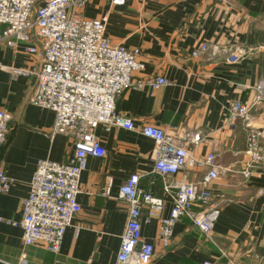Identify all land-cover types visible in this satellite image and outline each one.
Instances as JSON below:
<instances>
[{"label": "crops", "instance_id": "obj_1", "mask_svg": "<svg viewBox=\"0 0 264 264\" xmlns=\"http://www.w3.org/2000/svg\"><path fill=\"white\" fill-rule=\"evenodd\" d=\"M112 6L107 0H87L81 14L106 16L105 36L139 52L144 68L134 79L158 74L172 81L151 90L127 88L116 98V109L136 126L150 123L170 133L172 129L199 132L203 140L186 143L195 160L175 175L154 174V141L137 130L113 127L95 129L105 155L88 157L79 182L80 211L62 238L57 252L38 244L25 245L22 229L5 220L20 218V204L38 160L67 162L72 143L51 134L54 112L29 102L35 78L16 76L0 68V109L10 115L9 130L0 148V168L11 180L0 193V261L6 264H115L128 205L116 198L121 183L139 174L140 185L151 189L152 208L141 204V237L154 246L149 264H264V172H245L244 121H229L233 100L250 104L264 87V0H126ZM3 26L0 25V29ZM233 45L245 54L233 61L222 55L191 56L200 43ZM0 44V65L31 68L38 56ZM262 82V83H261ZM261 83V84H260ZM250 125L262 132L264 102L253 106ZM213 152L219 166L227 168L213 183L211 206L218 209L211 236L198 231L189 218L172 228L167 248L158 241L160 219L169 215L174 187L163 181L197 182L205 169L200 159ZM108 194L105 195V190Z\"/></svg>", "mask_w": 264, "mask_h": 264}, {"label": "built area", "instance_id": "obj_2", "mask_svg": "<svg viewBox=\"0 0 264 264\" xmlns=\"http://www.w3.org/2000/svg\"><path fill=\"white\" fill-rule=\"evenodd\" d=\"M87 0H0V44L15 48L25 43L28 54L38 61L28 69L5 67L13 77L33 76L34 88L29 102L54 112L51 134H62L72 143V154L67 162L38 160L29 181V191L20 204V218L5 220L22 229L25 245L38 244L50 252L60 248L66 229L80 211L77 201L79 182L86 169L88 157L105 155L95 129L102 126L108 132L113 127L137 130L154 141V174L165 179L195 162L186 150V143L203 140L199 132L162 128L145 123L136 126L133 119L116 109V98L127 88L151 90L168 86L172 81L157 75L134 79V72L144 64L136 49L112 43L105 35L106 16L87 18L81 14ZM112 6H122L126 0H107ZM191 56L209 53L222 55L233 61L245 54L244 48L233 45L200 43ZM262 83V82H261ZM260 83V84H261ZM250 104L233 100L228 108L229 121H244L245 172H264V144L261 134L250 125L248 117L253 106L264 102V87ZM10 115L0 109V148L6 141ZM205 169L197 182L169 184L174 187L169 215L160 219L158 241L167 248L173 225L187 217L192 225L207 237L211 236L219 211L211 206L212 185L227 172L219 166L215 153L205 154L199 161ZM139 174H132L121 183L116 198L128 205V217L121 235L115 264H149L154 246L141 237V204L152 208V192L140 184ZM11 180L0 168V193H7ZM108 189L105 190L107 195ZM0 221H3L0 218ZM197 264H214L204 260Z\"/></svg>", "mask_w": 264, "mask_h": 264}, {"label": "water", "instance_id": "obj_3", "mask_svg": "<svg viewBox=\"0 0 264 264\" xmlns=\"http://www.w3.org/2000/svg\"><path fill=\"white\" fill-rule=\"evenodd\" d=\"M0 264H6V263H4V262L0 261Z\"/></svg>", "mask_w": 264, "mask_h": 264}]
</instances>
